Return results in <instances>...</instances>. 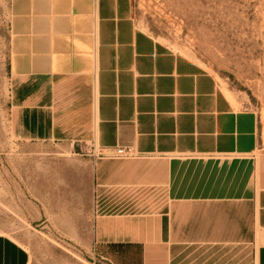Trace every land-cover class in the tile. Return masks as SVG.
I'll return each instance as SVG.
<instances>
[{
  "label": "crops",
  "instance_id": "crops-1",
  "mask_svg": "<svg viewBox=\"0 0 264 264\" xmlns=\"http://www.w3.org/2000/svg\"><path fill=\"white\" fill-rule=\"evenodd\" d=\"M9 2L12 135L82 152L92 188L82 232L95 248L139 246L144 264H179L192 245L246 243L264 264L257 114L138 26L132 0ZM119 146L138 157L97 156ZM30 262L0 233V264Z\"/></svg>",
  "mask_w": 264,
  "mask_h": 264
},
{
  "label": "rangeland",
  "instance_id": "rangeland-1",
  "mask_svg": "<svg viewBox=\"0 0 264 264\" xmlns=\"http://www.w3.org/2000/svg\"><path fill=\"white\" fill-rule=\"evenodd\" d=\"M138 26L212 72L238 108L254 111L264 149V0H132ZM10 2L0 0V233L30 264H144L139 246L95 248L82 214V152L14 138L9 122ZM89 157H91L88 154ZM87 156V157H88ZM151 205L158 204L150 197ZM179 264H256L253 244L192 245Z\"/></svg>",
  "mask_w": 264,
  "mask_h": 264
},
{
  "label": "built area",
  "instance_id": "built-area-1",
  "mask_svg": "<svg viewBox=\"0 0 264 264\" xmlns=\"http://www.w3.org/2000/svg\"><path fill=\"white\" fill-rule=\"evenodd\" d=\"M97 156L107 159H133L138 157L133 148H126L121 146L117 147L114 151H99Z\"/></svg>",
  "mask_w": 264,
  "mask_h": 264
}]
</instances>
